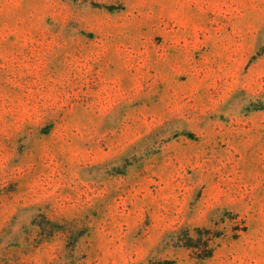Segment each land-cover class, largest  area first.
<instances>
[{"label": "rangeland", "instance_id": "1", "mask_svg": "<svg viewBox=\"0 0 264 264\" xmlns=\"http://www.w3.org/2000/svg\"><path fill=\"white\" fill-rule=\"evenodd\" d=\"M0 264H264V0H0Z\"/></svg>", "mask_w": 264, "mask_h": 264}]
</instances>
